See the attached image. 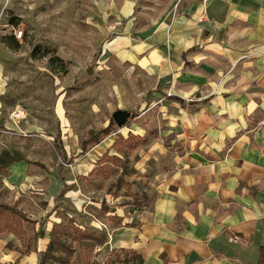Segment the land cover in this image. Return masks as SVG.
<instances>
[{
	"label": "rangeland",
	"instance_id": "1",
	"mask_svg": "<svg viewBox=\"0 0 264 264\" xmlns=\"http://www.w3.org/2000/svg\"><path fill=\"white\" fill-rule=\"evenodd\" d=\"M171 2L0 0V42L23 30L0 61V82L6 83L1 114L10 124L0 127V154L5 145L40 164L0 169V201L33 220L22 222L24 234L0 233V264H21L22 252L37 259L26 264H38L54 223L105 240L109 211L148 206L149 151L176 142L181 110L191 98L173 86L187 47H175L177 53L169 47L177 12ZM14 111L20 112L15 120ZM115 111L126 114L120 126ZM110 120L111 133L80 154V141ZM114 141L125 151L121 165L105 159L116 153ZM53 142L62 144L65 157ZM73 244L69 264H166L140 262L132 250L103 243L90 249Z\"/></svg>",
	"mask_w": 264,
	"mask_h": 264
},
{
	"label": "crops",
	"instance_id": "2",
	"mask_svg": "<svg viewBox=\"0 0 264 264\" xmlns=\"http://www.w3.org/2000/svg\"><path fill=\"white\" fill-rule=\"evenodd\" d=\"M170 2L169 47H187L173 86L191 98L176 142L149 151L148 206L109 211L120 219L103 244L166 264H264V0ZM0 52H11L4 40Z\"/></svg>",
	"mask_w": 264,
	"mask_h": 264
},
{
	"label": "trees",
	"instance_id": "3",
	"mask_svg": "<svg viewBox=\"0 0 264 264\" xmlns=\"http://www.w3.org/2000/svg\"><path fill=\"white\" fill-rule=\"evenodd\" d=\"M4 42L11 49L17 47V40L13 35L5 36ZM112 121L104 128L97 132H92L88 138L80 141L81 151L80 154L85 153L90 146L97 145L100 141L108 136L112 131ZM54 149L57 153H61L62 157H65V152L62 144L53 142ZM116 150L115 154L105 153L106 161L110 164L121 165L123 164V155L125 151L122 147L117 146L116 141L111 145ZM17 161L30 162L24 154L18 150L12 152L8 150H2L0 154V169H6L10 164ZM100 162V159L98 160ZM39 164L38 162H34ZM40 165V164H39ZM112 220L119 221V217L116 215L111 216ZM23 221H31L21 209L9 205L0 201V233L8 231L16 235L24 234L25 231L22 227ZM73 242L78 243L80 249L92 248L93 245H99L104 243V240L98 239L95 236L86 234L80 228L70 227L62 222L54 223L48 232V241L45 248L39 252L38 264H69L70 259L75 253V246ZM29 252H22V254H28ZM137 255L140 262L144 259L142 256L133 251Z\"/></svg>",
	"mask_w": 264,
	"mask_h": 264
},
{
	"label": "built area",
	"instance_id": "4",
	"mask_svg": "<svg viewBox=\"0 0 264 264\" xmlns=\"http://www.w3.org/2000/svg\"><path fill=\"white\" fill-rule=\"evenodd\" d=\"M198 21H202L203 20V15L199 16L197 18ZM13 36L15 37L16 40H20L23 37V30L21 28H17L14 29L13 31ZM20 116V112L14 111L12 113V118H18ZM96 248H99L98 246H96Z\"/></svg>",
	"mask_w": 264,
	"mask_h": 264
},
{
	"label": "water",
	"instance_id": "5",
	"mask_svg": "<svg viewBox=\"0 0 264 264\" xmlns=\"http://www.w3.org/2000/svg\"><path fill=\"white\" fill-rule=\"evenodd\" d=\"M111 116L118 126L126 120V114L124 112L115 111L111 114Z\"/></svg>",
	"mask_w": 264,
	"mask_h": 264
}]
</instances>
